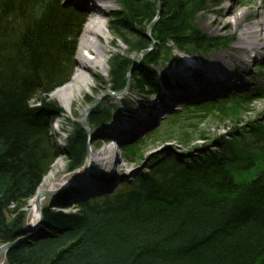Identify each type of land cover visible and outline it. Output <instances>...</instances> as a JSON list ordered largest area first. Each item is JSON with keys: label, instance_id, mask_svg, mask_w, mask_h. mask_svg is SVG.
I'll return each mask as SVG.
<instances>
[{"label": "trees", "instance_id": "16d2710c", "mask_svg": "<svg viewBox=\"0 0 264 264\" xmlns=\"http://www.w3.org/2000/svg\"><path fill=\"white\" fill-rule=\"evenodd\" d=\"M161 1L152 32L157 52L145 59L149 70L169 41L188 53L231 43V37H207L195 23L207 0ZM154 2L123 0L126 16L118 12L115 27L133 30ZM69 8L60 0H0V243L22 229L27 219L22 208L53 156L37 114L58 107L54 100L47 105L46 96L72 72L80 14ZM148 44L145 40L137 51ZM114 59L112 86L126 87L134 61ZM139 71L132 75L137 88H150L156 75ZM260 91L192 104L191 114L247 110ZM39 98L46 104L42 108L33 106ZM104 118L93 112L89 122L101 125ZM83 133L78 127L66 148L74 161L85 154ZM147 137L124 145V154L132 158ZM260 137L264 140V134ZM242 139L225 141L211 156L157 161L114 199L101 205L78 202L76 214L45 209L40 232L12 247L7 264H264V149L247 152Z\"/></svg>", "mask_w": 264, "mask_h": 264}, {"label": "rangeland", "instance_id": "374dc122", "mask_svg": "<svg viewBox=\"0 0 264 264\" xmlns=\"http://www.w3.org/2000/svg\"><path fill=\"white\" fill-rule=\"evenodd\" d=\"M114 1L113 8H111L104 17L105 23L102 22L103 25L108 26L104 28L109 32L108 36L114 40V43L109 46L110 49L107 50L105 54V61L103 63L105 67L96 70L98 73H85V79L88 81V84H84L85 86L81 87L78 98L73 101L70 107L65 106L61 97L58 95L51 96L48 94L46 96L47 100H54L57 103L62 113H54L51 110L48 114L51 117L50 120H53L50 122L52 125H48L49 131L47 129V136H49V142L56 149V154L52 157V160L55 159L57 162L53 168L54 179H57V186H55V189L52 191H47L46 189L42 192H50L45 196L47 198L43 206V213L45 208H48L49 210L63 215L76 214L80 209L78 205H74L73 202H77L81 199H88L89 196L93 197L101 192H108L113 187L118 191L122 186L116 183L117 181L124 178L128 181H132L140 172L149 171V167L153 160L160 161L167 156H175L180 160H191L200 154L219 150V144L225 141H237L235 139L240 135H243L242 143L248 146L247 152L254 150V152L258 154L264 149V140L260 137L264 134V57L261 54L259 58L253 61L250 58L247 67L240 68L236 65V73L232 72L235 74L229 75L228 80L224 81L225 83L222 86H220V83L218 86L213 84V90L211 92H207L203 95L193 94L188 97L179 98L174 104L166 108V112L148 124L144 129L135 133L133 136L119 139L118 142L122 144L120 146H129L139 139L145 138L146 135L152 134L151 138L142 143L140 148L136 149L133 158L127 157L124 151L122 152V149L121 151H111L113 149L109 148L110 142H107V140L111 138L107 136V131L110 132L115 128L117 123L124 117H129V113L132 111L129 107L125 106L126 102L136 103L132 106L136 108L138 106L137 104L147 102L148 100L145 95L150 94L148 91L149 88H137L133 76L130 78L131 90H127L124 96L113 94L111 90V67L112 61L116 60L114 57H119L124 60L128 59L130 60V64L133 61L135 63V60L139 58L137 63L133 65L135 67L132 71V75L140 70L139 72L141 73H151V77L156 75L158 82H165V84L169 79L167 80L165 76V80L163 79V72L167 73L169 67L182 64L183 60L186 58L184 55L185 53H182L173 43H169L166 45V48L163 47L162 51H165V49L169 51L168 49L172 47L171 53L176 55V59L162 66L161 63L164 59H161L159 60V66L156 65L153 67L155 70L154 73L153 70H149L145 66L146 62L143 61L142 54L140 55L136 49H138V46L143 45L145 40H148L145 34L150 24L156 19L157 14L153 20H151L152 17L150 18V15L160 7L161 16L163 8L162 1L157 0V2H154L153 5L156 4V6L153 9L150 8L148 12L141 16L140 23L134 26L133 30L121 26L115 27L116 25H114L115 22L113 23V21L117 13H123L125 17L126 6L123 0ZM60 4L64 9L70 7L76 14H80V28L78 31L80 33L86 21L83 18L85 12L82 5H80L77 0H60ZM263 4L264 0H207L205 9L196 16V23L199 25L200 30L203 31L207 37L212 39L222 38L227 40L229 37L233 39L227 46L217 45L207 51L199 50L188 53V58L194 62L198 61L201 63L202 61L209 64L212 61L219 62L221 61L219 59L222 58H231L229 55L235 53L237 50L235 45L239 37L242 36L241 29L247 24H252L254 21H264ZM231 5H235L248 13L245 23L240 27L232 24L227 28H221L220 31L216 33H214V31L212 32L208 27L209 24L212 26V21L217 18L218 9H226ZM214 11H216V13ZM159 19L160 17L158 20ZM158 20L153 24L150 33L151 30L152 32L155 31V25ZM243 36L245 37L246 35L243 34ZM77 39L78 35L75 39L74 48H76ZM155 45H157V41ZM165 53L166 52H164V54ZM262 53L264 54V52ZM121 55H123V57ZM75 56L76 55L73 54L72 59H75ZM88 57L90 58V56ZM205 66L206 65H204V67ZM76 67L74 62L72 64L71 74L76 72ZM203 70L206 71V69ZM203 70L202 73L204 74L205 72ZM162 87L163 85L158 84L157 88H155V92L159 93ZM258 89L262 92L261 96L257 97L247 110L243 109L241 106H237L236 109L238 111L232 109V111L227 112L228 115L223 116L220 115L219 111L210 113L200 111L191 114L193 108L189 105L213 101L218 97L229 96L236 92L240 93L242 90L255 91ZM156 95L149 96V101L152 102ZM123 103L125 105H123ZM39 105L40 98L34 102V106ZM93 106L95 113L108 109L107 113H105V117L108 121L105 118V123L92 126V128H90V134L87 130H83L88 134L90 139L88 143L90 159L89 157L87 158L88 155L85 156V160L81 164V167L74 171H70V159L65 151L67 139L73 134L76 125H80V117L83 116V113ZM113 106H115V108H113ZM94 111L92 110V112ZM173 113H177V118H175ZM91 114L92 113L86 115L87 120H90ZM59 126H62V128H59ZM236 126L238 132L232 133ZM105 129L108 130L105 131ZM242 147H244V145ZM111 152H113L118 160V167H115V161L108 155ZM108 157H110V159H107ZM125 164H127V167H125ZM63 194L71 196L68 201L69 205L72 204L70 207H64L65 204L62 203ZM25 203L26 207H28L27 211L29 212V231L31 234H34L36 230H31L32 220L28 200ZM44 217L38 220L39 225L36 229H42ZM31 234L25 238L27 239L29 237L28 239L30 240ZM0 264H7L5 255L0 256Z\"/></svg>", "mask_w": 264, "mask_h": 264}, {"label": "bare ground", "instance_id": "6f19581e", "mask_svg": "<svg viewBox=\"0 0 264 264\" xmlns=\"http://www.w3.org/2000/svg\"><path fill=\"white\" fill-rule=\"evenodd\" d=\"M77 2L80 5H82V8L84 9L85 15L83 16V18L86 21L84 22L83 29L79 33L80 35L78 34L76 48H74L75 51L73 50V54L76 55L75 59H72L73 54L71 55V65L75 62L77 66L76 72H73V74L70 75L67 81L57 86L54 90H52L49 93V95L51 96L52 95L60 96L63 104L68 107H70L73 101L78 98V95L81 92V87L88 84V81L85 79V73L86 72H90V73L97 72L98 73V71L96 70H100L105 67V64H103L105 61L104 60L105 54L107 53V50L110 49L109 46L114 43V40H112L108 36L109 32L106 31V28L108 26L103 25L102 22H104V17L106 13L111 8H113L115 1L114 0H77ZM262 9L264 10V4L262 5ZM201 12L202 11H199L197 12V14ZM214 12L216 13V11ZM217 12H218L217 18L214 21H212L211 23L212 26H210L209 24V27H208L212 32L214 31V33L220 31L221 28L223 27L227 28L231 26L232 24H234L237 27H240L243 23H245L247 15H248V13L245 10L240 9L236 7L235 5H231L230 7H227L226 9L224 8L218 9ZM196 16H195V23H196ZM151 33H152V30H151ZM241 33H242V36L239 37L235 45L237 50L235 51V53H231L229 55L231 58H226V59L222 58V59H219L221 61L219 60H218L219 62L212 61L210 62V64L202 62V61L200 63L198 61L194 62L190 60V58H188L189 57L188 52L180 49L172 41H169L164 46H162L166 48L167 44L173 43V45H175V47H177L182 53H185L184 55L186 58L185 60H183L182 64H179L176 66L171 65L172 67H169L167 69L168 70L167 73L163 72L162 74L163 79H164V76L167 80L169 79L166 84L165 82L159 83L158 79L155 77L156 78L155 81L153 80L148 90L150 94L145 95L146 99L148 100L147 102H142V103L137 104L138 106L136 108L132 107L136 103L126 102V105L123 103V105L129 107L132 112L129 113V117H124L123 119H121L117 123L115 128H113L110 132L107 131V136H110L111 138L110 140H107V142H110L109 148L113 149L111 151H119V150L121 151L122 149V152H123L124 146H120L122 144L118 142L119 139L133 136L135 133H138L139 131L144 129L148 124H150L152 121L158 118L161 114L166 112L167 111L166 108L169 105L174 104L176 100H178L179 98L188 97L193 94L203 95L207 92H211L213 90V86H212L213 84L218 86L220 83V86H222L225 83L224 81L228 80L229 75L236 73V69H235L236 65L239 66L240 68L247 67L248 60L250 58L253 61L259 58V55L261 54L264 57V54L262 53L264 52V21L262 22L254 21L252 24L245 25L241 29ZM243 34L246 36L244 37ZM150 36H151L150 38L147 37L148 42H149L147 48L151 47L152 43L153 42L155 43L156 41L153 34H151ZM158 44L159 43L155 45L154 49L142 54L143 61L147 59L146 58L147 54L157 52ZM171 48L168 49L169 51H166V49L165 51L161 50L160 52L162 56L161 59H164L163 62L161 63V66L169 62H172L173 60L176 59V55H173L171 53ZM164 52L166 53L164 54ZM138 53L140 54L141 51ZM88 56H90V58ZM121 56L123 57V55ZM202 63L206 66L204 67ZM159 64L160 63H158L157 66H159ZM198 65H201V66H198ZM203 69H206V71H204ZM202 70L205 72L204 73L205 75L202 73ZM154 71L155 70H153V73ZM232 72H235V73H232ZM158 84L163 85L159 93L155 92L156 91L155 88H157ZM114 87L115 86H112L111 90L113 94H116V95L124 96V94L127 91L125 86H122L116 89ZM131 88H132L131 84L129 83L128 90H131ZM152 95H156V97L154 96L153 101L150 102L149 96H152ZM49 101L47 100L45 103H47L48 105ZM45 103L40 101V105L37 107L42 108L46 105ZM33 106H34V103H33ZM113 108H115V106H113ZM51 110L54 113H58V114L62 113V111L57 106L51 107L49 111ZM92 110L93 111L95 110L94 106L88 108L86 112L83 113V116L80 117V125L79 126L76 125L73 134L70 135L67 139L66 148L68 147L70 140L73 138L75 131L78 127L82 129V133L84 132L83 135H85L84 140L82 141V143H84V148L86 147L85 154L80 157L79 161H74L72 160V158L70 159L69 154L66 152L68 158L70 159V164H69L70 171H74L80 168L81 164L85 160V156L88 155L87 158L89 157L90 159V154H88V152L90 151L88 148V145H89L88 143L90 142V139L88 137V134H85V131L83 130H87L90 134V128H92V126L95 125V124L90 123L89 119L87 120V117H86V115L93 113ZM107 110L108 109L102 112L97 111V113L102 114L105 117V113H107ZM49 111L48 110L41 111V113L37 114V119H39L40 121H43L46 127V138L48 141L47 144H48V147L51 148L53 156H54L56 154L55 152L56 149L49 142L48 140L49 136H47L48 135L47 133L48 125L49 126L52 125L50 122L53 121V120H50L51 117L50 115H48ZM106 120L108 121L107 118ZM59 128H62V126H59ZM106 130L108 129H105V131ZM151 135L152 134L147 135L148 137L146 138V140L151 138L152 137ZM224 144L225 143L219 144V150L207 152L206 155L211 156V154L213 153L221 152L223 148L222 146ZM66 148H65V151H66ZM108 155H110L111 158L115 161V165H116L115 167H118L117 165L118 160L116 156H114L113 152L109 153ZM203 155L204 154H200L199 156H195V157L198 158ZM107 159H110V157H108ZM54 161L55 159L54 160L51 159V162L49 163L47 169L45 170V172L42 174L39 181L35 185L33 192L26 199V201L28 200L29 202V209L31 211V220H32L31 230L32 231L33 229L36 230L34 232L36 234H38L41 230V228L36 229L39 225L38 220L45 216L43 213V206H44V203L47 197H45L46 195L43 196L42 192L46 189L47 191L48 190L52 191L53 189H55V186H57L56 185L57 179L56 178L54 179V174H53V168L55 167L57 162L56 161L54 162ZM155 164H157V161L153 160L149 167V170H151V167ZM253 166H255L256 169L260 167L258 164H255ZM125 167H127V164H125ZM148 172L149 171L140 172V174H138L136 177H138L139 175L148 173ZM136 177L132 181H128L125 178L120 179V181H117L116 183L122 186L118 191H116L115 188L113 187L108 192H101L98 195L96 194L95 196L92 195L94 198L89 196L88 199H81L73 203L74 205H78L79 209H80V206L78 202L84 201V200L87 202L93 201L101 205L105 203L106 201H108V199H111V200L114 199L119 193V191L122 190L123 187L129 185V183L134 182ZM62 198H63L62 203L65 204L64 207L66 206L70 207L72 205V204L70 205L68 204L69 203L68 201L71 198L70 195L63 194ZM27 208L28 207H26V204L22 208V211L26 213L27 215L26 222H24L22 229L16 233L13 240L0 243V247L7 243H15L16 245H18L20 242L27 240L29 238V237L27 239L25 238L26 236L31 234V232L29 231L30 229V225L28 224L29 212L27 211ZM45 209H48V208H45ZM49 211L54 212L52 210H49ZM43 223L44 221H42V224ZM8 251L1 254L0 256L5 255V258H6V254Z\"/></svg>", "mask_w": 264, "mask_h": 264}, {"label": "water", "instance_id": "95a60500", "mask_svg": "<svg viewBox=\"0 0 264 264\" xmlns=\"http://www.w3.org/2000/svg\"><path fill=\"white\" fill-rule=\"evenodd\" d=\"M160 12H161V9H160V7H159V8H158V12H157L156 19H154V21L150 24V26H149V28H148L146 34H145L146 37H148V38L151 37L150 35H151L152 33H150V29L152 28V26H153V24L155 23V21L158 20V18L160 17ZM216 39H217V38H216ZM155 44H156V41H155V43H154V42L152 43V46H151V47L142 50L141 53H140V55H141V54H144V53L147 52V51H150V50L154 49ZM138 60H139V58L135 60V63H134L133 65H135V64L137 63ZM134 67H135V66H132L131 70L129 71V74H128V81H127V83H126V87H125L126 90H128V85H129V83H130V78L132 77V71L134 70ZM88 154H90V151L88 152ZM47 194H48V192H45V193H43V196H45V195H47ZM15 245H16L15 243H7V244L2 245V246L0 247V255L3 254V253H5L6 251H8L9 249H11V248L14 247Z\"/></svg>", "mask_w": 264, "mask_h": 264}]
</instances>
